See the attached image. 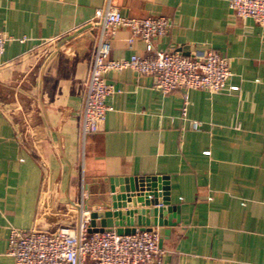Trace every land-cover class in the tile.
Here are the masks:
<instances>
[{"label":"crops","instance_id":"1","mask_svg":"<svg viewBox=\"0 0 264 264\" xmlns=\"http://www.w3.org/2000/svg\"><path fill=\"white\" fill-rule=\"evenodd\" d=\"M106 3L0 0V31L11 37L0 55V264H15L12 228H77L82 209L103 214L114 202L147 208L154 176L168 177L179 216L165 227L163 264H264V26L235 16L229 0H116L122 15L170 18L155 51L215 50L232 75L219 93L189 90L183 119L182 90L163 95L150 75L109 72L111 109L83 138L92 19ZM89 33L95 44L78 46ZM129 36L116 29L110 58L148 53Z\"/></svg>","mask_w":264,"mask_h":264},{"label":"built area","instance_id":"2","mask_svg":"<svg viewBox=\"0 0 264 264\" xmlns=\"http://www.w3.org/2000/svg\"><path fill=\"white\" fill-rule=\"evenodd\" d=\"M229 9L237 17L251 18L264 26V0H229ZM93 25L98 28L97 44L85 87L80 131L82 137L100 131L111 107L107 99L116 93L106 74L132 69L141 75H150L155 88L163 95L183 91L181 117L187 118L189 90L203 89L219 93L227 87L232 75L229 59L215 50L190 56L172 51H155L153 42L167 35L172 22L167 16H125L116 0H107L104 8L95 11ZM126 28L131 44L139 38L146 44V55H131L128 59L110 58L111 38L116 29ZM11 37L0 31V55ZM25 39H20L23 42ZM230 91L239 90L232 85ZM200 124L191 121L197 130ZM208 154V152H207ZM90 210L81 211L77 228L61 226L54 231L33 228H12L8 239L9 255L15 264H163V250L159 246L157 229L136 228L131 234L115 230L90 232Z\"/></svg>","mask_w":264,"mask_h":264},{"label":"water","instance_id":"3","mask_svg":"<svg viewBox=\"0 0 264 264\" xmlns=\"http://www.w3.org/2000/svg\"><path fill=\"white\" fill-rule=\"evenodd\" d=\"M87 41L94 45L96 34L89 33L87 36L79 37L78 46ZM146 182L153 189L145 202L147 208L118 211L117 204L114 202L112 207L108 206L103 214L97 211L90 213V232L115 230L118 234L123 235L133 233L136 226H141V230H152V226H157L160 236L159 246L162 247L163 240L169 235V229H165V227L175 226L179 222V216L173 214L178 211V208L171 206L167 176L148 177ZM173 218H176V222L172 220Z\"/></svg>","mask_w":264,"mask_h":264}]
</instances>
